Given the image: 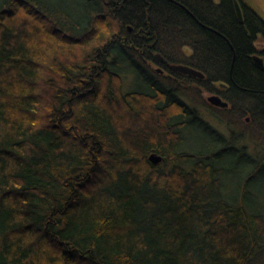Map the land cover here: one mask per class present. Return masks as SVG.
I'll return each instance as SVG.
<instances>
[{"label": "trees", "instance_id": "obj_1", "mask_svg": "<svg viewBox=\"0 0 264 264\" xmlns=\"http://www.w3.org/2000/svg\"><path fill=\"white\" fill-rule=\"evenodd\" d=\"M79 1L0 0V264H264V214L224 180L253 191L264 169L226 120L264 135V19L243 0L242 22L232 0ZM155 54L202 72H170L195 99L229 85L206 112L227 136L170 89L121 93Z\"/></svg>", "mask_w": 264, "mask_h": 264}, {"label": "rangeland", "instance_id": "obj_2", "mask_svg": "<svg viewBox=\"0 0 264 264\" xmlns=\"http://www.w3.org/2000/svg\"><path fill=\"white\" fill-rule=\"evenodd\" d=\"M52 1L56 4L63 6L67 10H72L74 8H78L77 6H79L81 4L79 0H52ZM243 1L245 2L246 6H248L250 9L253 10V12H255L256 14H259L264 19V0H243ZM263 46H264L263 42L255 43L256 50H261L263 48ZM185 52L187 55L190 53V51L188 49H186ZM146 65H149V67L154 69V70L156 68V66H155V64H153V62L152 63L151 62L146 63ZM90 74L92 77H95L97 75V72H95V75H93L92 72H90ZM125 75H128V74L124 73V76ZM92 79L94 80V78H92ZM92 79H91V81H93ZM82 82H83V85H89L85 92L90 93V94H94V92H95L94 90L96 89L94 82L89 83V79H83ZM134 86H135L134 78L131 75L126 76L124 78V81H123V92H121V93H126L125 92L126 90H129L130 88H133ZM212 86L217 91L219 85L216 84V85H212ZM192 93H196V92L194 90L192 91L191 88L188 87L186 89V97H183L184 100L186 101V103L189 104V106H195L196 108H198V110L202 114H205L207 112V109H210V107L211 108L214 107V106L210 105L206 99L207 97L212 96L214 94L213 91L211 92V91L201 90L200 95H199L200 98L198 97V99L197 98L195 99V96ZM178 94L181 95V89H179ZM191 95H193L194 101L192 100ZM210 110L213 112V114H216L215 110H213V109H210ZM217 113H219V112H217ZM228 114H230V113H228ZM205 115H206L205 116L206 119L210 122V125L214 129L219 131L224 136H227V134L230 130L225 128L224 125L218 123L217 121L215 122L212 118H210L207 115V113ZM228 118L231 121L230 123H232L231 126H229V127H231V129L238 130L242 134H243L244 130L246 131V129H244L245 126L243 123L245 120V117L242 118L243 122L236 120L234 118V115H232V114H230V116H228L226 118V120ZM233 120L235 122L234 125H233ZM58 122H57V125H61V123H58ZM238 122H239V124H238ZM185 135L187 136L188 141H190V143L192 142L193 145L195 146V148L198 150L200 148L201 143H202L201 140L196 138V135L191 131H187ZM245 136L247 137V140H248V143H246V144H247V146H249L250 155L248 154L247 156H244L243 160L246 161L247 158H254L255 156L264 155V142H263L264 141V135H258V133H255V139H253V138L249 139L250 135H247V134ZM255 143H256V145H255ZM255 146H256V148H255ZM151 154H149V156ZM224 180H225V193H226V195H228V197L230 199L233 198L234 195H236L237 200L239 202H247V204H250V206L253 207L254 210L255 209L259 210L260 212H262L264 214V169H262L260 174L257 176V178L254 182V190L253 191H249V192L238 191V192H236L235 182H234L235 179L228 177V178H225ZM241 189H243V188H241Z\"/></svg>", "mask_w": 264, "mask_h": 264}, {"label": "bare ground", "instance_id": "obj_3", "mask_svg": "<svg viewBox=\"0 0 264 264\" xmlns=\"http://www.w3.org/2000/svg\"><path fill=\"white\" fill-rule=\"evenodd\" d=\"M237 16V15H236ZM130 28V27H129ZM189 50V49H188ZM190 51V50H189ZM258 54V53H257ZM255 55V56H258V57H260V55L258 54V55ZM156 55V54H155ZM161 56V55H160ZM253 56V55H252ZM252 56H251V59H252ZM162 57V56H161ZM154 58H155V56H154ZM163 58V57H162ZM156 59V58H155ZM164 59V58H163ZM157 60V59H156ZM165 60V59H164ZM166 61V60H165ZM253 61V60H252ZM167 62V61H166ZM152 63V62H151ZM253 63H254V61H253ZM153 64H155V66H156V68H155V71H161V65H159V64H157L156 62H153ZM164 64H166L167 66H168V68H169V70L171 71V72H175V73H178V72H176V71H173V70H171L170 69V65H183V64H169L168 62L167 63H164ZM255 64V63H254ZM256 65V64H255ZM183 66H187V65H183ZM257 66V65H256ZM149 67V66H148ZM187 67H189V68H191V69H194V70H196V71H198V72H200L199 70H197V69H195V68H193V67H190V66H187ZM149 69L150 70H148V71H151V70H153L154 71V69H152V68H150L149 67ZM153 71H151V75L148 77V80L147 81H145V82H143V81H140V82H134V84H135V86L133 87V88H130L129 90H126L125 92H131V91H135V90H138V91H145V92H147V93H151V94H153V93H155V94H157V93H161L160 92V90L161 91H163V92H165L167 89H170V90H172L173 91V94H174V97H176L177 99H175V101H176V103L179 101L180 103H182V104H187L186 103V101L184 100V98L183 97H186V89L189 87V88H191V90L193 91H197V89L198 88H196L195 86H184V85H181V84H168V82H165V81H163L162 79H161V77H159V76H157L156 74H153L152 72ZM202 73V72H201ZM179 74H181V73H179ZM128 75H130V74H128ZM128 75H123L124 77H120L119 78V82H120V86H121V92H123V81H124V78L126 77V76H128ZM155 75V76H154ZM181 75H184V74H181ZM185 76H187V75H185ZM195 78V77H194ZM197 78V77H196ZM198 79H200V78H198ZM202 79V78H201ZM148 82V83H147ZM150 83V84H149ZM226 84V83H225ZM155 86H157V88L158 89H160V90H158V89H156L155 88ZM179 89H181V95L180 94H178L179 93ZM213 95H216V94H213ZM217 96V95H216ZM207 99V98H206ZM223 99V101H226L224 98H222ZM208 102V101H207ZM227 102V101H226ZM215 108H217V109H220V110H225V109H228V107H229V104H227V106L226 107H216V106H214ZM238 118H240L238 115H236ZM240 121H241V118H240ZM242 122H243V120H242ZM249 122V117H245V120H244V124L245 123H248ZM191 131V130H190ZM234 133H235V135H242L243 136V138H240V140L238 141L239 142V144H242V145H245L246 143H248V140H247V138H246V131L244 130L243 131V134L240 132V131H238V130H235V131H233ZM247 145V144H246Z\"/></svg>", "mask_w": 264, "mask_h": 264}, {"label": "water", "instance_id": "obj_4", "mask_svg": "<svg viewBox=\"0 0 264 264\" xmlns=\"http://www.w3.org/2000/svg\"><path fill=\"white\" fill-rule=\"evenodd\" d=\"M233 1V6H234V10L236 12L237 18L239 20V22H242V10H241V5L239 3L238 0H232ZM129 30H131V28H129ZM155 58L160 61V63H166L165 60L159 55L156 54ZM252 60L254 61V63L260 68L263 69L264 65H263V61L260 57L253 55L252 56ZM171 70L176 71L178 73L190 76V77H197V78H203L204 75L201 72H198L194 69H191L187 66H183V65H170L169 66ZM207 101L210 105L212 106H216V107H226L227 103L225 101H223L220 97L216 96V95H212L207 97ZM148 160L153 164V165H157L161 160L162 157L158 156L156 154H151L148 157Z\"/></svg>", "mask_w": 264, "mask_h": 264}, {"label": "flooded vegetation", "instance_id": "obj_5", "mask_svg": "<svg viewBox=\"0 0 264 264\" xmlns=\"http://www.w3.org/2000/svg\"><path fill=\"white\" fill-rule=\"evenodd\" d=\"M260 51L261 50H257L256 51V53L255 54H253V55H256L257 53L260 55L261 53H260ZM257 54V55H258ZM260 58L262 59V61H263V57H262V55H260ZM156 60V59H155ZM157 64H159V65H161V71H153V70H151V71H153L152 73L153 74H156L157 76H159V77H161V79L163 80V81H165V82H169V83H179L178 81H177V79L175 78V76L173 75V74H171L170 72V70H169V68H168V66L166 65V64H164V63H160V61H158V60H156L155 61ZM166 62V61H165ZM147 63H149V62H147ZM167 63V62H166ZM263 65H264V62H263ZM149 66V65H148ZM155 76V75H154ZM190 77V76H189ZM194 78V77H193ZM196 78V77H195ZM204 78V77H203ZM202 78V79H203ZM198 79V78H197ZM195 87L197 88V86L195 85ZM229 85L228 84H225V83H220L219 84V86H218V89H217V92H214V94H216L218 97H220L221 99L223 98V93H225V92H227L228 90H229ZM223 100V99H222ZM226 102V101H225ZM227 103V102H226ZM228 104V103H227Z\"/></svg>", "mask_w": 264, "mask_h": 264}]
</instances>
